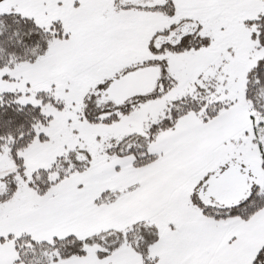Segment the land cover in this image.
Here are the masks:
<instances>
[{
    "label": "snow or ice",
    "instance_id": "snow-or-ice-1",
    "mask_svg": "<svg viewBox=\"0 0 264 264\" xmlns=\"http://www.w3.org/2000/svg\"><path fill=\"white\" fill-rule=\"evenodd\" d=\"M0 264H264V0H0Z\"/></svg>",
    "mask_w": 264,
    "mask_h": 264
}]
</instances>
